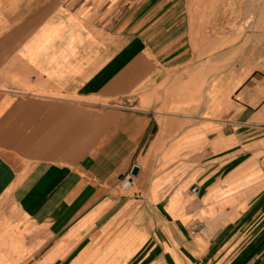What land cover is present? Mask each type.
<instances>
[{
  "label": "crops",
  "instance_id": "0c3cea01",
  "mask_svg": "<svg viewBox=\"0 0 264 264\" xmlns=\"http://www.w3.org/2000/svg\"><path fill=\"white\" fill-rule=\"evenodd\" d=\"M204 1L0 0V264H264V33Z\"/></svg>",
  "mask_w": 264,
  "mask_h": 264
},
{
  "label": "rangeland",
  "instance_id": "374dc122",
  "mask_svg": "<svg viewBox=\"0 0 264 264\" xmlns=\"http://www.w3.org/2000/svg\"><path fill=\"white\" fill-rule=\"evenodd\" d=\"M214 15L225 18L222 44H248L255 35L264 33V0H211L203 2ZM209 24L217 23L210 16ZM216 36H219L215 32ZM125 177V176H124Z\"/></svg>",
  "mask_w": 264,
  "mask_h": 264
},
{
  "label": "built area",
  "instance_id": "2783aa9c",
  "mask_svg": "<svg viewBox=\"0 0 264 264\" xmlns=\"http://www.w3.org/2000/svg\"><path fill=\"white\" fill-rule=\"evenodd\" d=\"M132 178H133V176H132V174H130V173H128V174H126L125 175V177H123L122 179H121V187H123L124 189L125 188H130L131 187V185H132ZM196 190V188L195 187H193L192 188V191H195Z\"/></svg>",
  "mask_w": 264,
  "mask_h": 264
},
{
  "label": "water",
  "instance_id": "95a60500",
  "mask_svg": "<svg viewBox=\"0 0 264 264\" xmlns=\"http://www.w3.org/2000/svg\"><path fill=\"white\" fill-rule=\"evenodd\" d=\"M131 170H132V171H131V174H132V175H134V176H135V175H137V174H138V172H139V170H138V169H137V167H135V166H134V167H132V169H131Z\"/></svg>",
  "mask_w": 264,
  "mask_h": 264
}]
</instances>
